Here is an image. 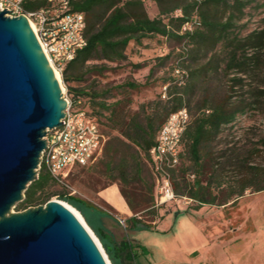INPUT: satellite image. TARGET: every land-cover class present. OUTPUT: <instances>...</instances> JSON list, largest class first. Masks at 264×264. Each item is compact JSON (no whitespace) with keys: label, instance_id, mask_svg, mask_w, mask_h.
<instances>
[{"label":"rangeland","instance_id":"obj_1","mask_svg":"<svg viewBox=\"0 0 264 264\" xmlns=\"http://www.w3.org/2000/svg\"><path fill=\"white\" fill-rule=\"evenodd\" d=\"M116 7L129 21L161 18L169 32L130 41L119 49L123 57H80L63 69L66 80L58 69L64 96L97 118L108 151L116 153L75 167L67 185L46 187L77 201L56 194L50 199L81 213L111 264H264V189L255 190L264 185V0H116L95 6L88 23L99 28ZM185 11L194 22L181 23ZM230 50L241 67L228 66ZM119 101L127 119L145 127L147 139L156 138L172 113L187 108L180 163L171 173L177 200L157 203L148 151L109 126ZM214 109L233 119L206 133L195 157L190 134ZM254 171L260 174L243 190ZM113 187L127 193L135 210L126 214L108 200ZM19 204L12 210H24Z\"/></svg>","mask_w":264,"mask_h":264},{"label":"water","instance_id":"obj_2","mask_svg":"<svg viewBox=\"0 0 264 264\" xmlns=\"http://www.w3.org/2000/svg\"><path fill=\"white\" fill-rule=\"evenodd\" d=\"M0 9V264H108L65 204L13 211L38 177L46 135L60 126L68 101L25 14Z\"/></svg>","mask_w":264,"mask_h":264},{"label":"built area","instance_id":"obj_3","mask_svg":"<svg viewBox=\"0 0 264 264\" xmlns=\"http://www.w3.org/2000/svg\"><path fill=\"white\" fill-rule=\"evenodd\" d=\"M29 1L0 0V9L10 10L7 14L11 16L25 14L49 61L62 71L87 44L86 14L72 9V0H48L46 6L27 10L25 4ZM66 99L63 123L48 131L40 162L46 164L55 182L62 185H67L72 169L95 163L107 141L100 124L85 109L73 108L72 102ZM189 117L186 107L172 113L160 127L149 151V161L158 181V204L178 199L171 173L180 163V145Z\"/></svg>","mask_w":264,"mask_h":264},{"label":"trees","instance_id":"obj_4","mask_svg":"<svg viewBox=\"0 0 264 264\" xmlns=\"http://www.w3.org/2000/svg\"><path fill=\"white\" fill-rule=\"evenodd\" d=\"M114 1L116 0H72V9L84 11L86 14L85 35L87 38V44L86 46L77 51L76 57L68 64L74 63V61H76L80 57L83 60H88L97 54H105L107 56L110 55L108 53H115L119 57H123L124 54L122 52H119V49H123L124 47H126L130 41L135 40L136 42H141V39L143 37H146L150 34H168L169 31L167 25L163 22L161 18H150L148 16H144L129 21L127 20L126 13L121 7H116L99 28H95L94 26L92 27L88 23L87 13H89L97 5L107 4ZM47 4L48 0H31L25 4V7L27 10H33L46 6ZM178 18L180 19L182 24L188 23L190 21L194 22L191 15L186 11L183 13L182 16H179ZM185 33L191 34L193 32H190V30H186ZM241 61L242 60L237 56L236 52L232 50L229 51V58L227 62L229 67H241ZM243 64H246V61ZM66 73L67 69L63 70V78L65 80L68 79ZM121 102L122 101L117 102L114 108L111 110L109 116V126L113 129L119 130V132L123 136L131 140L136 145L140 146L142 149L147 150L149 158V151L155 143L156 138L152 136L147 139L145 127H143L139 122L127 119V115L124 109L118 107ZM102 107L107 109L109 108L105 103H103ZM86 112L92 119H94L100 124V122L91 112H88V110H86ZM232 119L233 118L230 114H227L226 112L221 111L220 109H214L207 116L199 118L195 124L194 130L190 134L191 143L189 146V151L195 157H197L199 145L202 142V137L210 131L217 132L223 123H226ZM107 142L108 139L100 156L105 153V155H107L110 160V158H114V152L116 153V150L113 149L112 153L110 154V151H108ZM259 174L260 172L254 171L252 173V176L249 178H252V181L247 178L248 182L244 184L243 190L252 186L255 178L258 177ZM51 183L56 182L50 174L46 164L42 162L40 164L38 177L33 180L28 186V188L25 190V196L23 200L19 202V207L25 209L31 205H37L43 202L46 203L53 194H56L60 198H64L73 202L77 201L75 196L69 195L66 192L50 193L46 191V187ZM263 189L264 185L258 186L255 190L260 191ZM120 190L123 196L125 197L127 203L129 204L130 208L132 210H135L136 207L133 205L127 193L122 188ZM190 193L192 197L197 196V194L193 192ZM242 194L243 192L239 195ZM201 201L204 203H213V201L206 199H201ZM131 219L135 220L138 218L136 215H134L131 217ZM124 246L125 247L122 249L126 250L127 254L129 255L130 250L126 242L124 243ZM108 249L110 250V248Z\"/></svg>","mask_w":264,"mask_h":264},{"label":"bare ground","instance_id":"obj_5","mask_svg":"<svg viewBox=\"0 0 264 264\" xmlns=\"http://www.w3.org/2000/svg\"><path fill=\"white\" fill-rule=\"evenodd\" d=\"M31 24H32V22H31ZM32 26H33V24H32ZM51 64H52V66H53V68H54V70H55V72H56V75H57L59 81L61 82V74H60V72H59L58 69L54 66L53 63H51ZM61 86H62V90H63V92H64L65 88H64V86H63L62 83H61ZM113 192H114V191L112 190V192H109L107 195L113 197ZM53 199H56V200L61 201L63 204H65L68 208H70V209H71V210H72V211L78 216V218L83 222V224L88 228V230H89V231L91 232V234L94 236V238H95V240L97 241V243L99 244V246H100V248H101V250H102V252H103V254H104V256H105V258H106V260H107V262H108V264H111L110 261H109V258L106 256V253H105V251H104V249H103V246L100 245V242L98 241L97 236L93 233V231H92V230L90 229V227L87 225V223L85 222V220H84V218L82 217L81 213H80L75 207H73L72 205H70L69 203H67L66 201H63V200L58 199V198H53Z\"/></svg>","mask_w":264,"mask_h":264},{"label":"crops","instance_id":"obj_6","mask_svg":"<svg viewBox=\"0 0 264 264\" xmlns=\"http://www.w3.org/2000/svg\"><path fill=\"white\" fill-rule=\"evenodd\" d=\"M113 197L111 198H107L108 200H110L113 205L115 207H117L118 209H120L122 212L129 214L131 213V208L129 206V204L127 203L125 197L123 196V194L121 193V191L117 188L113 187ZM106 197V196H104Z\"/></svg>","mask_w":264,"mask_h":264}]
</instances>
